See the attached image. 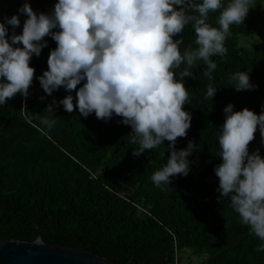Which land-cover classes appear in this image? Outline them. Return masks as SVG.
<instances>
[{
	"label": "trees",
	"instance_id": "16d2710c",
	"mask_svg": "<svg viewBox=\"0 0 264 264\" xmlns=\"http://www.w3.org/2000/svg\"><path fill=\"white\" fill-rule=\"evenodd\" d=\"M229 2L222 0V5ZM25 3L37 15H52L58 0H0V23L12 16L20 21L18 27L7 26L10 44L28 19L19 11ZM219 15L210 13L207 22L218 28ZM173 39L182 40L181 54L198 47L191 24ZM41 43L47 46L29 62L35 73L28 96L17 94L0 105V240L40 238L113 264H264V250L257 251L264 241L241 222L230 197H221L215 174L223 163L218 136L224 109L231 104L234 112L264 113V0H252L243 24L230 26L227 54L211 57L217 65L211 80L203 74L207 66L202 61L189 69L192 77L183 78L188 91L183 110L192 120L175 150L186 149L189 142L194 149L187 157L189 174L170 177L162 188L151 177L166 165L170 142L136 157L139 145L130 142L132 128L122 117L113 113L105 121L94 112L85 118L77 108L65 111L60 101L72 95L75 106L76 91L86 80L71 92L60 87L46 94L39 78L48 71L57 43L51 36ZM185 67L173 69L178 81ZM239 71L249 74L253 90L236 91L231 77ZM209 84L217 92L206 99ZM45 118L55 119L51 128L42 123ZM254 135L249 154L258 150L264 158L259 128Z\"/></svg>",
	"mask_w": 264,
	"mask_h": 264
},
{
	"label": "clouds",
	"instance_id": "9594fccd",
	"mask_svg": "<svg viewBox=\"0 0 264 264\" xmlns=\"http://www.w3.org/2000/svg\"><path fill=\"white\" fill-rule=\"evenodd\" d=\"M179 6V10H177ZM252 0H58L54 14L37 15L28 3L19 10L26 14L22 35L5 38L7 28L0 23V105L21 94L27 97L35 69L29 66L33 54H41L51 36L57 43L48 57V71L39 78L43 91L51 95L64 87L76 91V104L68 95L60 104L68 113L74 108L83 117L95 113L97 119L109 120L113 113L130 125V142L138 144L133 156L142 155L170 142V157L165 166L151 179L157 188L169 186L170 177L189 174L187 157L194 149L192 142L184 150L176 151L177 138H184L191 126V115L183 110L188 103L184 77H192L189 69L197 61L207 66L203 74L211 80L217 65L211 57H224V42L231 25L243 24ZM220 11L219 27L207 21L210 13ZM189 12L194 14H189ZM18 27V16L7 19ZM191 24L195 32L196 49L181 54L182 40H174L185 26ZM60 31L53 33L52 30ZM22 44L23 48L13 47ZM186 64L176 79L173 69ZM236 91L253 90L248 73L232 75ZM217 90L209 84L206 99ZM46 111L52 112L49 106ZM225 122L218 136L223 163L215 168L219 178L221 197H230L231 207L250 228V232L264 241V158L259 151L249 154V144L259 128L264 138V113L256 115L247 108L233 111L228 105ZM49 128L55 119L45 118ZM264 250L261 244L257 251Z\"/></svg>",
	"mask_w": 264,
	"mask_h": 264
},
{
	"label": "water",
	"instance_id": "95a60500",
	"mask_svg": "<svg viewBox=\"0 0 264 264\" xmlns=\"http://www.w3.org/2000/svg\"><path fill=\"white\" fill-rule=\"evenodd\" d=\"M0 264H113L87 251L32 242L0 240Z\"/></svg>",
	"mask_w": 264,
	"mask_h": 264
},
{
	"label": "built area",
	"instance_id": "2783aa9c",
	"mask_svg": "<svg viewBox=\"0 0 264 264\" xmlns=\"http://www.w3.org/2000/svg\"><path fill=\"white\" fill-rule=\"evenodd\" d=\"M3 23L5 24V27L7 28V26L9 25L7 24V20H5Z\"/></svg>",
	"mask_w": 264,
	"mask_h": 264
},
{
	"label": "rangeland",
	"instance_id": "374dc122",
	"mask_svg": "<svg viewBox=\"0 0 264 264\" xmlns=\"http://www.w3.org/2000/svg\"><path fill=\"white\" fill-rule=\"evenodd\" d=\"M259 36V35H258ZM261 37H262V35H261Z\"/></svg>",
	"mask_w": 264,
	"mask_h": 264
}]
</instances>
